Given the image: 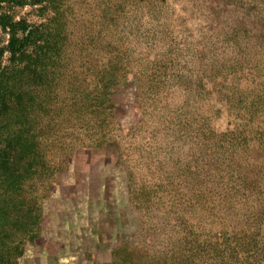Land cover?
Listing matches in <instances>:
<instances>
[{
    "label": "rangeland",
    "instance_id": "374dc122",
    "mask_svg": "<svg viewBox=\"0 0 264 264\" xmlns=\"http://www.w3.org/2000/svg\"><path fill=\"white\" fill-rule=\"evenodd\" d=\"M0 264H264V0H0Z\"/></svg>",
    "mask_w": 264,
    "mask_h": 264
}]
</instances>
